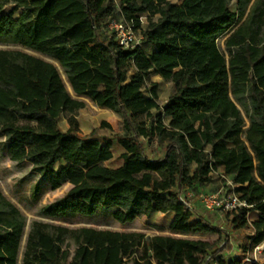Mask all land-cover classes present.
Here are the masks:
<instances>
[{"label":"trees","instance_id":"trees-1","mask_svg":"<svg viewBox=\"0 0 264 264\" xmlns=\"http://www.w3.org/2000/svg\"><path fill=\"white\" fill-rule=\"evenodd\" d=\"M12 1L21 9L16 19L1 15L9 0H0V43L53 59L74 95L53 63L0 50V137L9 160L29 162L50 190L70 186L40 209L43 217H91L113 207L112 219L124 225L172 213L168 232L209 234L215 230L203 218L192 222L187 199L220 173L248 206L236 211L235 229L256 212L248 240L264 241V0H235L236 11L229 0ZM121 20L140 32V46L115 42L107 26ZM129 70L159 76L174 92L159 106L158 85L145 96ZM78 98L122 117L123 133L101 141L78 136L75 115L85 106ZM60 116L67 117L64 132ZM153 139L162 146L154 160L144 147ZM113 140L121 163L108 168ZM26 225L0 192V264H208L229 249L228 240L212 252L202 240L41 221L24 236Z\"/></svg>","mask_w":264,"mask_h":264},{"label":"rangeland","instance_id":"rangeland-1","mask_svg":"<svg viewBox=\"0 0 264 264\" xmlns=\"http://www.w3.org/2000/svg\"><path fill=\"white\" fill-rule=\"evenodd\" d=\"M113 4H117L116 0H110ZM15 3L12 0L2 8L1 15L12 14L16 19L21 9L15 10ZM229 8L236 11V1L229 0ZM143 19V23H144ZM221 52H224L223 42L219 43ZM22 50L26 53L34 55L45 61H49L56 66L64 87H66L69 94L74 98V95L69 87L66 74L56 62L49 58L41 56L37 53H31L23 50L19 46H12L7 43H0V50ZM143 49L150 52V47L144 45ZM128 77L130 79L138 80L142 85L143 94L147 96L148 91L152 84L158 85L157 87V100L159 106H163L167 102V98L174 92V86L168 82L161 80L159 76L151 73L140 72L137 74L134 70H129ZM85 103L83 109L76 113L75 119L78 124L77 135L81 137H88L94 135L98 140L103 138L111 139L116 134H122V117L111 112L110 110L101 109L95 104H92L84 98H78ZM104 125V126H103ZM58 128L61 132L68 129L67 117L58 119ZM145 152L149 159L154 160L162 156V146L157 143L155 139L148 144L144 142ZM112 159L105 164L108 168H115L120 165L119 155L122 149L117 145L116 141L112 142ZM8 142L4 137H0V192L8 199L20 212V214L27 221L24 230V236L29 230L32 222L41 221L47 224H55L65 228L79 229L82 227L93 228L95 230H108L117 232H132L143 233L147 237H154L156 235L173 236L177 238H189L193 240H202L208 242L212 246V252L218 251L223 247L225 240H228L229 249L225 252L217 253V255L224 258L234 257L242 259L247 250V242L250 238L249 224L243 229H235L238 220L240 219L239 212L221 213L218 211H206L201 202L197 201L195 196H188L187 202L190 204L193 212V221L197 217H201L214 228L215 232L209 234L193 235L188 234L185 236L168 232V227L171 222V214L155 213L148 218L141 216L131 223L124 225L119 224L111 217V213L115 208H98L96 213L91 217L85 216H67V218L47 219L40 214V209L53 201L63 197L67 190L70 188L69 184L61 186L59 189L50 190V183L48 178H42L37 173H33L31 164L27 161L21 164L13 163L9 160ZM63 166L62 163L58 164L55 169ZM24 242V240H23ZM235 254V255H232ZM216 255V256H217ZM260 258L264 262V255L261 254ZM131 264V263H127Z\"/></svg>","mask_w":264,"mask_h":264},{"label":"built area","instance_id":"built-area-1","mask_svg":"<svg viewBox=\"0 0 264 264\" xmlns=\"http://www.w3.org/2000/svg\"><path fill=\"white\" fill-rule=\"evenodd\" d=\"M141 17V21L143 22ZM109 30L114 35V40L123 49H134L136 46H140L142 37L139 31L133 29L129 23L126 21H112L108 24ZM225 185L229 188L227 190H219L217 192L205 193L201 192L199 195L195 196L198 202H201L203 208L208 212L218 211L221 213L236 212L238 210L247 208V203L245 200H241L238 194L235 193L236 186H233L230 180H226L223 176ZM191 197V195H190ZM248 247L243 255L239 264H264L260 255H264V241L259 243V245L253 246L251 241L247 243ZM208 264H230L231 258L221 257L219 259L207 258Z\"/></svg>","mask_w":264,"mask_h":264},{"label":"crops","instance_id":"crops-1","mask_svg":"<svg viewBox=\"0 0 264 264\" xmlns=\"http://www.w3.org/2000/svg\"><path fill=\"white\" fill-rule=\"evenodd\" d=\"M228 188H229V186L227 187L225 185V183H224L223 176L220 173H214L211 176L210 180L205 185L201 186V191H203L205 193H212L213 194L214 192H217L219 190H227ZM170 214H171V217H172V213H170ZM258 216L259 215L256 212H250L248 214V216H247V221H248L249 230H250V237H252L254 235V233H255L250 224L252 222L257 221ZM248 242H249V240H248ZM232 255H235V254H232ZM231 258L232 259H237V258H234V257H231ZM238 260L241 261L242 259H238Z\"/></svg>","mask_w":264,"mask_h":264}]
</instances>
